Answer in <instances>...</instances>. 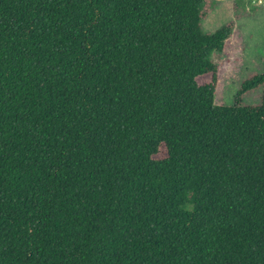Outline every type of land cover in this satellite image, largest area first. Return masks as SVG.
<instances>
[{
  "label": "trees",
  "instance_id": "obj_1",
  "mask_svg": "<svg viewBox=\"0 0 264 264\" xmlns=\"http://www.w3.org/2000/svg\"><path fill=\"white\" fill-rule=\"evenodd\" d=\"M208 6L0 0V264H264V72L215 102Z\"/></svg>",
  "mask_w": 264,
  "mask_h": 264
},
{
  "label": "rangeland",
  "instance_id": "obj_2",
  "mask_svg": "<svg viewBox=\"0 0 264 264\" xmlns=\"http://www.w3.org/2000/svg\"><path fill=\"white\" fill-rule=\"evenodd\" d=\"M208 13L202 20L205 32H214L233 22V32L223 52L213 54L218 67L215 102L232 105L251 76L264 72V5L254 0H208ZM212 74L198 78L200 84L210 82ZM263 87L244 94L245 105L261 102Z\"/></svg>",
  "mask_w": 264,
  "mask_h": 264
},
{
  "label": "built area",
  "instance_id": "obj_3",
  "mask_svg": "<svg viewBox=\"0 0 264 264\" xmlns=\"http://www.w3.org/2000/svg\"><path fill=\"white\" fill-rule=\"evenodd\" d=\"M255 3H258V4H263L264 5V0H254Z\"/></svg>",
  "mask_w": 264,
  "mask_h": 264
}]
</instances>
